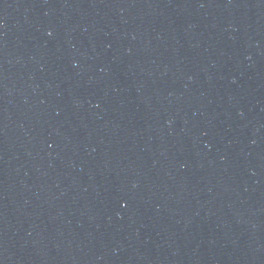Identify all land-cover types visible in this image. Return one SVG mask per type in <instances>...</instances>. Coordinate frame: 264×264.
Segmentation results:
<instances>
[{"label":"water","instance_id":"1","mask_svg":"<svg viewBox=\"0 0 264 264\" xmlns=\"http://www.w3.org/2000/svg\"><path fill=\"white\" fill-rule=\"evenodd\" d=\"M63 264H264V0H23Z\"/></svg>","mask_w":264,"mask_h":264}]
</instances>
